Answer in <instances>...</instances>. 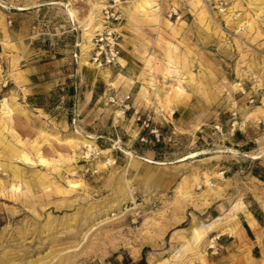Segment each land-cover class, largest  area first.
Listing matches in <instances>:
<instances>
[{
  "label": "rangeland",
  "instance_id": "1",
  "mask_svg": "<svg viewBox=\"0 0 264 264\" xmlns=\"http://www.w3.org/2000/svg\"><path fill=\"white\" fill-rule=\"evenodd\" d=\"M263 150L264 0H0V264H264Z\"/></svg>",
  "mask_w": 264,
  "mask_h": 264
},
{
  "label": "built area",
  "instance_id": "2",
  "mask_svg": "<svg viewBox=\"0 0 264 264\" xmlns=\"http://www.w3.org/2000/svg\"><path fill=\"white\" fill-rule=\"evenodd\" d=\"M116 7V1H113L112 5L104 7L102 11L103 20L101 30L91 39L92 48L89 61L95 67L115 66L120 59L121 42L123 40L121 25L124 21V17ZM128 102L129 97H125L121 101H116L115 97L109 99L110 104H115L117 108H119V112L122 116L130 111ZM137 121H141V118L138 117ZM148 123L149 120H144L142 122L145 127L149 126ZM152 133L155 137V141L159 143L160 135L157 131H153Z\"/></svg>",
  "mask_w": 264,
  "mask_h": 264
},
{
  "label": "crops",
  "instance_id": "3",
  "mask_svg": "<svg viewBox=\"0 0 264 264\" xmlns=\"http://www.w3.org/2000/svg\"><path fill=\"white\" fill-rule=\"evenodd\" d=\"M36 93H34L35 95ZM260 154V153H259ZM256 160H264V155L256 156ZM222 171L219 173L220 177L219 180L223 179L224 181H230L231 177V171H233L234 175H245L242 171L238 172V167H221ZM251 174V179L257 182L258 184L264 186V182L260 180L259 178L255 177ZM253 202L256 203L257 208L255 210H248V211H241L238 208H234L233 211L236 213V217H245V223L248 228L254 229V230H259V231H264V190L260 194H253ZM245 207V205L243 204ZM238 231L242 232L241 229L244 228L243 225L238 224L237 227ZM245 229V228H244ZM246 230V229H245Z\"/></svg>",
  "mask_w": 264,
  "mask_h": 264
},
{
  "label": "bare ground",
  "instance_id": "4",
  "mask_svg": "<svg viewBox=\"0 0 264 264\" xmlns=\"http://www.w3.org/2000/svg\"><path fill=\"white\" fill-rule=\"evenodd\" d=\"M143 2V1H142ZM156 2V1H155ZM67 11H68V13H69V15H70V17L72 18V20L74 19V13L70 10V9H67ZM90 16V15H89ZM92 16H90V18H91ZM89 24H91L90 22L88 23V25ZM89 27V26H88ZM89 29V28H88ZM86 30V29H85ZM96 30V29H95ZM94 32V31H93ZM92 32V33H93ZM87 34V33H86ZM85 37V36H84ZM90 40V39H89ZM88 41V40H87ZM84 50H86V49H84ZM87 146L88 147H91L90 146V144H87ZM260 156H262V155H264V150L262 151V152H260V154H259ZM20 156H21V158L23 159V161H26L27 163H29V161H30V159L28 158V156L26 155V154H20ZM257 156V155H256ZM40 163L42 164V165H46L47 164V162H46V160H44V159H40Z\"/></svg>",
  "mask_w": 264,
  "mask_h": 264
},
{
  "label": "trees",
  "instance_id": "5",
  "mask_svg": "<svg viewBox=\"0 0 264 264\" xmlns=\"http://www.w3.org/2000/svg\"><path fill=\"white\" fill-rule=\"evenodd\" d=\"M36 107H38V108H40V109H43L42 106H36ZM159 144H160V143H157L156 145L159 146ZM258 169H259V168L257 167L256 170L252 171L251 173H252L253 176L259 178L260 180H262V181L264 182V176L260 174V172H259ZM244 228L249 232V228L247 227L246 224H244Z\"/></svg>",
  "mask_w": 264,
  "mask_h": 264
}]
</instances>
